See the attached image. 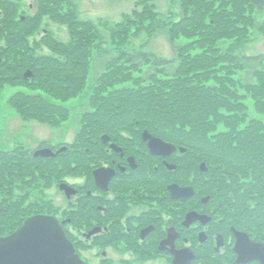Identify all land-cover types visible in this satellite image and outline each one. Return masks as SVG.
Wrapping results in <instances>:
<instances>
[{"label": "trees", "instance_id": "trees-1", "mask_svg": "<svg viewBox=\"0 0 264 264\" xmlns=\"http://www.w3.org/2000/svg\"><path fill=\"white\" fill-rule=\"evenodd\" d=\"M182 4L183 11L188 14L169 28V34L173 39L180 36L197 39L185 44L175 61H169L145 52L133 54L127 51L109 58L106 57L109 51L103 50L94 57L92 49L94 51L98 28L91 21L78 20L75 13L70 11L73 9L64 12L65 5L61 0H39V18L34 16L33 19L37 21L32 19L37 24L32 22L31 33L27 22L23 23L26 25L20 24V32L15 31L14 51L19 50L20 55L25 49L33 54L26 43V35L38 30V21L44 13L68 24L77 38L72 36L76 43L66 45L46 37L45 42L55 52L64 55L65 62L59 58L34 56L28 58L30 64L22 67L34 69L33 74L39 76L37 85L43 90L57 97L70 98L86 87L92 56L94 65L97 60L106 59L103 74L95 79L96 91L100 93L108 88L113 89L112 94L101 99L98 109L89 115L92 124L87 134H91L92 139L80 140L82 144L69 146L67 153L48 160L55 163L64 160L66 164L73 158L81 157L84 161L77 159L72 170V173H78L84 165L89 166L94 161L75 149L89 147L88 141L93 145L90 147L98 149L102 135L117 136L119 131L129 130L135 137L146 130L172 144L188 148V178L192 176L191 162L197 157L204 161L209 171L198 174V177L203 178L207 186L224 192L228 201H236L234 206L239 212L238 223L264 240V121L250 119L245 102V98L250 96L256 101V109L264 110V53L235 55L229 50L220 49L218 45L221 39L243 35L239 26L246 24L244 11L248 9L247 6L264 10V4H257L255 0H182ZM190 6H194V9L191 10ZM134 13L138 14L137 11ZM209 15L212 22L205 21ZM146 20L139 15V24H136L127 17L123 23L131 25L120 23L118 28L113 27L112 36H125L130 27L142 26ZM78 24V29H75L74 26ZM14 25L18 26L16 19ZM237 28L240 30L236 31ZM79 29L83 31L79 32ZM144 65H151L154 72L148 73L146 78L135 77L134 72L142 71ZM240 71L248 72L255 81L245 83L242 78L237 79ZM24 80L29 82L32 79L24 77ZM129 81H132V85L115 88L117 84ZM15 98L17 103L14 106L25 119H39L56 125L57 120H65L68 115L64 108L47 101L41 93L35 96L18 94ZM53 112L59 113L57 118H54ZM70 148H74V151ZM1 154L6 158L5 163L19 155L0 151ZM23 156L25 164L37 163L38 158L28 152ZM61 156L66 159H60ZM11 164L9 171L22 168L18 163ZM17 167L20 168L13 170ZM91 170L88 167L85 172ZM11 210L17 213L15 208ZM19 215V212L17 216L12 214V218ZM17 220L8 232L0 229V234H7L1 236L6 237L16 231L21 225L19 223L16 227Z\"/></svg>", "mask_w": 264, "mask_h": 264}, {"label": "rangeland", "instance_id": "rangeland-1", "mask_svg": "<svg viewBox=\"0 0 264 264\" xmlns=\"http://www.w3.org/2000/svg\"><path fill=\"white\" fill-rule=\"evenodd\" d=\"M61 1L65 5L64 12L73 9L70 11L75 13L78 20L88 23L91 21L98 28L94 51L92 49L94 57L103 50H108L109 53L106 54L108 55L106 57L109 58L115 54H122V52L127 51L133 54L145 52L157 58L175 61L179 57L178 55L183 46L197 39L196 37L189 39L184 36L173 39L169 34V28L188 14L183 11L182 0ZM38 4L39 0H0V53L5 60L0 65V151L19 154L14 160L10 159L9 163H5L6 158H3L2 154L0 155V229L5 232H8L14 226V222L17 219L18 224L16 227H18L19 223H21L19 226H22L26 219L41 213L54 216L61 221L65 215L67 216V214L61 213V210L68 205L67 197L60 190L61 184L68 183L73 187L75 185L85 188L94 180L92 170L89 173L85 172L87 168L96 164H103L101 139L98 149L90 147L93 145L89 141L87 143L89 147H84L83 150L80 148L75 149L76 151H82L83 155L89 156L94 161L89 166L84 165L81 171H77L78 173H72V170L77 159L80 158V160L84 161L81 157L68 161L70 169L68 168V163H63L64 160L55 163L56 161H49L48 159L50 158L41 156L37 159V163L25 164L23 162L25 157L23 154L26 152L34 156L33 152L38 149L52 148L53 150L61 151L63 154L67 153L69 146L82 144L80 140L92 139L91 134H87L92 124L89 115L98 109L101 99L110 96L113 90L108 88L104 92L99 93L96 91L95 79L103 74V64L106 59L97 60L96 65H94L93 56L91 58V72L87 85L81 92L74 94L75 96L73 97H57L43 90L37 85L39 76H36V74L35 79L29 82L24 80L25 72L29 70L33 73L35 72L31 67H22L25 64H30L28 63V58H34L35 56L36 58L53 57L55 59L59 58L60 61L65 60L64 55L55 52L54 48L52 49L45 42L47 40L45 39L46 37L66 45L76 43L68 24L56 21L46 13L40 16L38 30L29 35L33 30L31 25L36 23L33 20L37 21L33 19L35 18L34 16H39ZM215 4L211 7L212 10ZM30 5L34 7L31 9ZM247 8L244 11L246 24H240L243 25L239 26L241 30L238 28L236 30H240L243 35H236L232 39L219 40L220 49L229 50L235 55L249 56L264 53V10L249 6ZM190 9L193 10L194 6H190ZM135 11L138 14L134 13ZM139 15L142 18H147L145 22H142L144 25L130 27L125 36H112L111 29L113 27L118 28L120 23L126 21L127 17L132 18L134 23L139 24V21H137L139 20ZM15 19L18 25L16 27H14ZM205 21H211L210 15L205 18ZM26 22L31 31L27 33V39L25 40L34 55L29 51H25V49L23 50L24 53L19 55V50L14 51L12 48V45H16L15 31L19 33L20 24ZM123 24L131 25L128 22ZM74 27L78 29L79 24ZM80 31L83 30L79 29ZM193 53L196 52L193 51ZM175 66H177V63H175ZM150 72H154L151 65H144L142 71L134 72V76L146 78ZM236 76L237 79L242 78L245 83L255 81L252 76L248 75V72L240 71ZM130 85H132V81L126 82V84L119 83L115 88ZM242 92H244L243 89ZM39 93L47 101L49 100L64 108L68 114L66 119L57 120V124L54 125L53 123L42 122L39 119L23 118L18 108L14 106V103H17L15 96L18 94L35 96ZM245 99L249 110V118L264 121V110L256 109L255 99L250 96ZM53 114L54 118H57L59 113L53 112ZM220 126L222 128L223 124ZM118 134L117 136H110L119 138L125 146L129 145L128 137H133V133L129 130H121ZM66 147L67 149L63 150ZM70 149L74 151V148ZM60 159L66 158L61 156ZM12 162L20 164L22 168H13V170H19H10L12 172L10 173L9 168L12 166ZM12 206H14L13 208H15L17 213H20L18 218H12V214L17 216V213L11 210L13 208H9ZM0 235L7 234L2 233Z\"/></svg>", "mask_w": 264, "mask_h": 264}, {"label": "flooded vegetation", "instance_id": "flooded-vegetation-1", "mask_svg": "<svg viewBox=\"0 0 264 264\" xmlns=\"http://www.w3.org/2000/svg\"><path fill=\"white\" fill-rule=\"evenodd\" d=\"M103 136V164L90 166L93 182L72 186L76 193L71 197L60 187L68 205L61 210L67 216L59 221L84 264H264L263 246L256 259L240 256L237 233L248 234L256 244L264 240L238 223L236 201L198 177L209 171L206 163L207 171L201 168L204 161L197 157L191 162L188 178V150L177 146L172 155L162 156L150 150L142 133L129 136L127 146L111 136L105 142ZM100 168L105 189L94 175ZM176 184L193 187L195 194L184 198L186 193L179 191L175 196L170 187Z\"/></svg>", "mask_w": 264, "mask_h": 264}, {"label": "water", "instance_id": "water-1", "mask_svg": "<svg viewBox=\"0 0 264 264\" xmlns=\"http://www.w3.org/2000/svg\"><path fill=\"white\" fill-rule=\"evenodd\" d=\"M264 4V0H255ZM34 74L29 70L25 72V78H33ZM148 147L157 155H172L178 147L164 139L154 136L148 131L142 134ZM102 139L109 142V135H104ZM116 148L115 145H113ZM64 148L63 150H65ZM121 151V149H118ZM187 148H181L185 152ZM51 149H41L36 156L55 157L60 154ZM174 169L175 166L172 165ZM203 171H207L206 164H201ZM96 183L105 189L103 168L94 172ZM61 190H65L68 197L76 193V189L66 183H62ZM171 192L176 196L178 192L186 193L184 198L195 194L193 187L181 188L179 185L170 187ZM237 248L240 256L256 259L261 255L260 246L263 243H254L248 234L237 233ZM246 238V239H245ZM250 240L251 244L247 241ZM261 258V257H260ZM0 264H84L80 255L76 253L74 244L68 239L61 223L53 216L40 215L33 216L26 220L25 224L19 228L15 234L8 237L0 236Z\"/></svg>", "mask_w": 264, "mask_h": 264}]
</instances>
